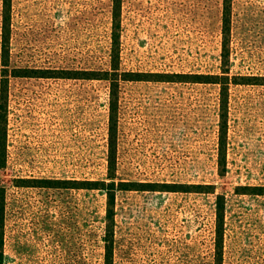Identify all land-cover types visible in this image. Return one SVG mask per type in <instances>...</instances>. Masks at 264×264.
Returning <instances> with one entry per match:
<instances>
[{"label": "rangeland", "instance_id": "obj_1", "mask_svg": "<svg viewBox=\"0 0 264 264\" xmlns=\"http://www.w3.org/2000/svg\"><path fill=\"white\" fill-rule=\"evenodd\" d=\"M116 1L12 0L9 67L113 71L116 52L122 77L193 75L120 80L114 180L212 186L118 191L113 264H215L219 194L223 264H264V194L252 193L264 187V0H232L226 62L224 0H120L119 26ZM2 11L0 0L4 75ZM224 69L233 81L226 166L221 86L189 81ZM111 92L106 79L10 75L5 151L0 145L4 264H105L106 192L49 181L112 180Z\"/></svg>", "mask_w": 264, "mask_h": 264}, {"label": "trees", "instance_id": "obj_2", "mask_svg": "<svg viewBox=\"0 0 264 264\" xmlns=\"http://www.w3.org/2000/svg\"><path fill=\"white\" fill-rule=\"evenodd\" d=\"M223 18H222V33L224 37L223 41V62L228 61L230 54V48L228 47V39L231 31L232 21V0H224ZM114 24L120 25V0L115 2V8L113 9ZM3 37H2V64L6 67L5 74H1V120H0V145L5 151L7 144L8 128H7V103H8V92H9V79L10 75L13 76H37V77H56V78H83L88 80H100L106 79L110 82L112 92L111 102V115L109 125V153L108 162L110 169L111 181H78V180H56L49 181L55 182L58 185H52L51 187H64V188H100L107 194V214H106V236L104 238L106 245L105 264H113V247H114V215L116 207L117 192L120 190H167V191H208L212 185L204 184H174L165 185L166 188L159 187L158 183H127L117 182L114 180L117 171V135H118V123H117V111H118V90L120 80H146L149 76L158 77H172L175 78H188L193 76L192 74H167L164 73H140V72H125V77L121 76L120 64L118 62L120 54L116 52L111 54L112 56V70L113 71H98V70H75V69H29V68H16L13 73L10 71V39H11V26H12V0H3ZM117 28V26H115ZM1 69V68H0ZM1 72V71H0ZM220 75H195V80H189L192 82L201 83H215L219 84L220 90V152L223 155V166H226V159L224 153L227 145V116H228V101H229V86L232 83L231 77L228 75L229 71L224 69ZM104 73L106 77H102ZM121 76V77H120ZM191 78V77H190ZM161 80V79H158ZM238 83L237 81H235ZM1 156V155H0ZM3 166V165H2ZM64 181V182H63ZM129 184L133 187H129ZM208 188V189H206ZM256 190H262L252 192L255 194H264V187H255ZM253 189V188H252ZM211 192V191H208ZM225 196L223 194L217 195L216 203V236H215V264H223V247H224V231H225ZM4 245H5V198L4 195H0V264H4Z\"/></svg>", "mask_w": 264, "mask_h": 264}]
</instances>
